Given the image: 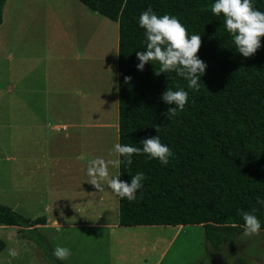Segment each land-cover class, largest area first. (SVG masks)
Returning <instances> with one entry per match:
<instances>
[{
  "label": "trees",
  "instance_id": "trees-1",
  "mask_svg": "<svg viewBox=\"0 0 264 264\" xmlns=\"http://www.w3.org/2000/svg\"><path fill=\"white\" fill-rule=\"evenodd\" d=\"M5 1L0 0V23ZM78 1L118 23V143L142 150V140L159 135L174 153L167 165L142 152L133 154L131 165L122 163L121 181L130 184L138 172L145 180L135 200L118 196V224L202 225L208 264L215 257L225 264H251L235 253V238L244 231L242 210L258 209L254 214L264 230V205L257 203L264 199V37L257 52L245 58L223 13H212L215 0ZM252 4L264 12V0ZM149 7L157 16L179 18L189 38L201 36L197 55L207 68L199 91L188 88V80L176 71L157 76L159 61L138 70L137 53L148 43L139 17ZM169 87L189 92L185 109L170 118L165 113L175 104L161 99ZM45 222V216L31 218L0 203V224L17 226L18 234L39 244L51 264H63L36 227Z\"/></svg>",
  "mask_w": 264,
  "mask_h": 264
},
{
  "label": "rangeland",
  "instance_id": "rangeland-1",
  "mask_svg": "<svg viewBox=\"0 0 264 264\" xmlns=\"http://www.w3.org/2000/svg\"><path fill=\"white\" fill-rule=\"evenodd\" d=\"M30 1H25L26 7L30 5ZM3 10L5 22L0 28V188H7L6 190L13 193L16 183L14 160L20 150L16 140L20 139L21 134L20 130L16 133L15 128L14 82L16 72L27 73L25 77L27 88L32 86L33 45L31 37L23 36L22 30L30 29L36 19L34 15L30 16L31 14L24 10L20 15L17 25L19 33L16 35L14 0H6ZM66 12H70V15L66 14V121L71 122V126L77 123L85 124L83 127L75 128L83 137L82 151L76 145L79 139L71 134L75 131L72 127L68 129L69 133L66 135V157L69 155L70 161L66 163V202H69L66 205V219L69 217L68 221L74 223L100 220L105 223L112 214H115V193L108 188L106 181L102 182L105 189L103 192L88 183L90 177L87 175V168L89 161L97 157L105 160L116 158L112 153L116 142L118 120V23L99 13L91 12L78 0H66ZM18 52L22 55L20 58ZM7 55L11 56L7 57ZM4 81L8 83L4 84ZM27 94H31V89ZM94 122H97V128H91ZM26 135L30 138L29 131ZM27 151L30 152V149L27 148ZM77 152L79 154L76 157ZM75 157L80 160L77 170ZM109 173L111 176H117L118 169L110 166ZM76 186L90 189L91 192L84 196L80 194L81 199L76 201L75 196L73 198L69 196L74 191H78ZM13 198L2 193L0 203L12 207L3 201L14 203ZM75 202L78 206L72 205ZM116 209L118 210V200ZM15 210L31 218L36 216L30 212ZM131 230L135 229L118 230L66 225V228H62L52 237L54 243L49 246L52 253L57 246L71 250V256L67 260H60L63 264H199L207 255L208 246L203 226L191 224L178 229L161 228L160 232L165 234L167 239L176 232L165 248L163 246L161 254L158 252L159 247L150 240L145 247L146 253L142 256L131 257L130 254H133L131 250L124 248L127 258L120 259L117 257L113 238L123 231ZM145 231L150 238L159 232L157 229ZM50 234L49 231L48 235ZM0 241V264H51L39 244L33 239L18 234L17 226L0 227ZM3 244L4 246L1 247ZM235 246V253L238 255H260L259 258L263 259L264 230H260L259 235L244 236L243 232L238 234L235 238ZM9 249L16 250L18 255L10 256ZM208 259L205 258V264H208ZM213 259V264H225L222 257ZM251 262L254 264L255 260Z\"/></svg>",
  "mask_w": 264,
  "mask_h": 264
},
{
  "label": "crops",
  "instance_id": "crops-1",
  "mask_svg": "<svg viewBox=\"0 0 264 264\" xmlns=\"http://www.w3.org/2000/svg\"><path fill=\"white\" fill-rule=\"evenodd\" d=\"M25 1L14 0L15 33L16 35L19 33L17 25H19L20 15L23 14L24 10L26 13L31 14L30 16H35L36 21L31 25V28L22 30L23 36L28 35L31 37L33 45V60H31V70L33 71L31 74L32 86L31 88H27V82H25L27 73L19 74L16 72L14 82V120L16 133L19 130L21 131L20 139L16 140V144L20 150L19 154L16 153L14 160L16 164V183L13 193L12 191L6 190L7 188H0V195L6 193L13 196L14 203H10V201L3 202L9 203L13 208L22 212H30L32 215L35 214V217L45 216L46 222L44 224H37L36 227L41 232H44L43 234L47 235L50 245L54 243L52 237L59 233L62 228H66V225L118 230L120 228H134L135 230L123 231L122 234L116 235L113 238L118 258H127L124 248L131 250L133 253L130 254L131 257L137 255L142 256L146 253L145 247L150 240H153V244L159 247V254L163 253L162 250L174 238L176 232L172 234L171 238L167 239L165 234L160 232L161 228L178 229L184 226H121L118 224V210L116 209L118 196L116 194L114 195L115 214H112V216L114 215L113 219L111 216L105 223L102 220L79 221L78 223H74V221H68L69 217L66 219V205L69 204V202H66V163L70 162L69 155L66 157V135L69 133L68 129L72 127L75 131H72L71 134L79 139L76 145L82 151L83 137L75 128L85 125L77 123L71 126V122L66 121V14L70 15V12H66V0H37L38 3L36 0H31V8L30 5L28 7L25 6ZM4 22L5 12L3 10L0 28ZM10 56L7 55V57ZM18 56L19 58L22 56L20 52H18ZM5 83L8 82L4 81ZM29 89H31L30 95L27 94ZM2 96L6 95L2 94ZM27 101H30V103ZM92 126L91 128H97V122H94ZM28 131L30 132V138L29 135H26ZM115 141V144L118 143V120ZM27 148L30 149V152L27 151ZM29 153L30 156H28ZM79 153L77 152L76 157ZM76 160L75 167H77V170L80 160L78 158ZM76 187L78 188L77 192L74 191L72 194L68 193L72 198L75 196L76 201L81 199L80 197L82 196L80 194L84 196L86 193L91 192L90 189L80 186ZM72 205L78 206L77 202ZM35 217L32 216V218ZM3 226L7 225L0 224V227ZM147 229H157L159 232H156L150 238L149 234L145 231ZM49 231L51 232L50 236L48 235ZM128 242L130 244L126 245ZM62 244L64 243L62 242ZM3 246L4 244L1 247ZM242 255L250 261L255 260L254 264H264V258L260 259V255Z\"/></svg>",
  "mask_w": 264,
  "mask_h": 264
},
{
  "label": "clouds",
  "instance_id": "clouds-1",
  "mask_svg": "<svg viewBox=\"0 0 264 264\" xmlns=\"http://www.w3.org/2000/svg\"><path fill=\"white\" fill-rule=\"evenodd\" d=\"M211 11L215 15L223 13L224 24L227 31L232 35L234 44L239 53L245 58L254 55L261 47V37H264V12L253 7L252 0H215L211 5ZM139 25L146 29L147 47L146 51H139L137 59L138 70L143 71L150 61H159L161 67L156 71L159 76L163 72L176 73L188 80V88L199 91L200 77L205 73L207 65L201 60L197 53L202 46L200 35H191L189 38L186 26L180 19L164 14L157 16L149 7L139 17ZM189 92L184 89L172 90L168 88L161 99L167 104H175L167 110L169 118L177 115V109L183 111L188 103ZM159 125L156 130L159 132ZM143 149L130 145L116 143L112 155L116 158L105 160L102 157L92 159L88 163L87 175L90 177L88 183L100 192L105 189L102 182L106 181L108 188L120 198L129 201L136 199V193L143 187L145 174L138 172L132 176L130 184L119 179L120 175L111 176L109 167L119 169L122 163L132 164L133 154H148L153 159H158L162 164L169 163V157L174 153L161 142L158 136L149 137L141 141ZM126 157L122 161L120 157ZM257 203L264 205V199L258 198ZM258 209L253 208L251 212L241 211L244 224V236L259 235L261 222L254 214ZM9 255L16 257L17 251L9 249ZM53 255L59 260H67L71 256V250L67 247L57 246Z\"/></svg>",
  "mask_w": 264,
  "mask_h": 264
}]
</instances>
